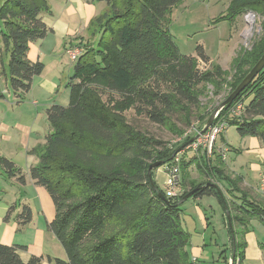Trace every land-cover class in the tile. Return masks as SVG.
<instances>
[{
	"label": "trees",
	"instance_id": "16d2710c",
	"mask_svg": "<svg viewBox=\"0 0 264 264\" xmlns=\"http://www.w3.org/2000/svg\"><path fill=\"white\" fill-rule=\"evenodd\" d=\"M105 1L109 9L90 25L92 28L97 22L102 26L100 36L94 45H84L74 62L67 84L69 103L53 104L46 110L50 129L45 143L33 150L39 161L30 176L54 201L56 216L48 227L67 253L66 259L49 260L55 264H194L190 234L182 224L178 202L199 187L195 198L214 195L229 209L236 253L232 263L226 262L243 264L249 218L256 216L264 224V202L250 200L238 187L240 178L225 174L219 164L208 163L211 174L202 164L211 160L198 156L194 158L198 168L208 177L217 173L227 178L238 196L228 198L219 185L204 180L176 200L162 197L152 185L148 169L154 161L173 162L179 148H169L163 140L137 129L124 111L139 102L140 110L157 123H170L172 114L179 113L185 125L191 126L192 109L200 108L209 84L214 85L215 95L224 91L225 83L232 92L262 57L264 23L252 47L233 59L229 78L228 71L211 61L203 46H198L197 56L180 52L169 24L172 8L184 0ZM248 11L264 16V0H233L230 18ZM44 13H51L50 0H0V57L2 64L4 57L8 59V73H4L19 98L31 90L34 78L44 70L43 62L28 57L32 42L50 31ZM199 60L211 61L210 67L200 69ZM152 80L166 81L167 91ZM111 93L123 95L125 101L113 105L110 97L104 98ZM4 96L0 87V98ZM248 96L251 100L246 103ZM239 101L244 102L243 113L231 115ZM212 112L199 116L203 119L200 128ZM216 120L236 124L241 136L257 137L264 144V68ZM0 165L9 176L18 174L19 181L25 182L14 161L0 154ZM188 166L181 160L183 172ZM17 219L20 230L31 222L32 210L27 204ZM25 248L0 243V264H40V256H32L28 262L22 259L20 252Z\"/></svg>",
	"mask_w": 264,
	"mask_h": 264
},
{
	"label": "rangeland",
	"instance_id": "374dc122",
	"mask_svg": "<svg viewBox=\"0 0 264 264\" xmlns=\"http://www.w3.org/2000/svg\"><path fill=\"white\" fill-rule=\"evenodd\" d=\"M68 1L69 0H54L53 5L56 7V9H61ZM79 1H84L90 4L91 7L92 5L96 7V15L93 19L109 9V6L105 0ZM74 2L78 4L77 1L74 0ZM232 2L233 0H184L172 8L170 13L171 21L169 24L173 39L175 40L182 54L197 56L198 46H203L211 61L220 64L224 70L228 71L229 78L233 72V59L241 51L248 50L252 47V44L261 33L264 23V16L254 11L253 13L252 11H248L242 16L240 15L235 17L234 20L231 19L230 8ZM252 15L253 18L251 19ZM76 19L79 21L73 23L74 27L82 24V20L80 18L77 17ZM105 20L106 19H103L102 23H104ZM91 29L92 35L90 33L89 36H91L90 38L95 37L94 39L97 41V38L101 34L102 26L97 22H93ZM96 41H93V43L89 45H94ZM62 53L67 56L66 59L72 61L69 58L67 52L63 50ZM211 61L205 62L203 60H199L200 69H208L210 67ZM69 66L70 65L68 64L67 67ZM3 71L8 73V59L6 57H4V66L2 65L0 57V87L5 93H8L11 91V84ZM66 73L68 75V68ZM67 75L64 78V83H62V85L60 84V87H58V92L56 95L63 92L69 93L67 84L70 80V76ZM151 82L155 86L160 85V88L163 89L164 92H166L168 89L166 81L158 83L152 80ZM224 87V91H222L219 95L214 94L215 87L213 84H209L206 87L205 94L201 96L200 108L198 109V107H195L192 109L191 126L185 125V122L183 121L185 118L182 120L179 113L172 114L170 123H157L153 121L143 110H140L141 105L139 102L126 107V110L124 111L129 123L134 125L140 131L157 139L163 140L168 144L169 148L176 147L180 149L183 146L185 147L183 149V153L181 154V159L190 166H188L185 172H183L181 169V195L185 191L190 190L192 185L203 182L206 178H208V175L198 168L197 162L194 160V158L198 156V153L193 149L192 146L191 148L188 146L198 139L199 133H201V131H198L203 129L200 128L202 127L201 122L203 119L200 121L199 116H201L203 113H207L208 111H214L220 105V103H222L232 93H229L230 88L227 83L224 84ZM59 90L61 91L60 93ZM104 98L107 100H112L113 105H115L116 102L125 101L123 95H118L115 93H111L109 96L106 94ZM250 100L251 96L245 97L246 103H248ZM221 110L216 112L214 122H216V119L219 118ZM231 115H233L232 110ZM222 121L227 123V127L225 128L224 132L219 135L218 140L220 142H228L225 145L231 147V151L229 152V163L235 168L234 171L236 173L242 174L248 180V190L244 188L242 191H244V193L248 194L249 196L248 191L254 188L255 190L258 189V194H260L263 199L264 192L262 191L261 193L259 186L262 183V178H264V153H261L258 151V149H252L254 148L253 139L255 137H243L239 134L236 124L228 125L226 120ZM204 126L205 124L203 127ZM178 129H180V131H178ZM189 137H191V139L193 137L196 138L193 142H190L191 139L187 141V138ZM179 139L183 140L180 142ZM175 144L176 146H174ZM262 145L264 148L263 143ZM216 148L217 147L215 144L214 150ZM199 151H203V149H200ZM171 163L172 162H164L153 168L154 183L158 190L162 193L165 192L166 183L169 180L168 172ZM208 163L210 164V162H203L202 164L211 172V168H209ZM215 174L218 175L217 173ZM218 178H220L219 175ZM221 180L229 190L236 193L234 188L235 186L231 185L227 181V178L223 176ZM238 187L242 188L240 185ZM3 188L8 189L7 199L14 202L20 191L17 194L16 188L14 186H9L4 180L0 179V189L4 190ZM223 192L226 193L224 190ZM236 195L238 196V194ZM19 197L20 196H17V198ZM248 198L250 200H254L252 196H249ZM219 201L221 200L217 196H204V198L201 200H198V198L192 196L181 204L182 224L190 234L189 252L191 253L194 264H227L226 261L221 258L220 254L224 242L229 241V232L227 230L229 229V227L227 228V225H229L227 215L228 210H225L223 204H220ZM204 216H207L209 218L208 220L212 221V223L209 225L210 228L208 229H205L206 224L204 223ZM252 220L255 222V226L256 224L260 225V220L258 217H250V223ZM204 236L206 238V244L204 246L205 249H203L202 255L198 258V246H202Z\"/></svg>",
	"mask_w": 264,
	"mask_h": 264
},
{
	"label": "crops",
	"instance_id": "0c3cea01",
	"mask_svg": "<svg viewBox=\"0 0 264 264\" xmlns=\"http://www.w3.org/2000/svg\"><path fill=\"white\" fill-rule=\"evenodd\" d=\"M75 1L78 2L79 0ZM53 3L54 0H51V13H45L42 16L50 28L49 33L44 38L32 42L28 51L30 60L44 63L43 72L34 78L31 90L21 98L17 97L12 90L6 92V95L2 88L5 96L0 98V154L14 161L25 178L24 183L20 182L18 174L9 176L0 165V179L9 186H14L17 194L20 191L17 195L20 197L17 198L16 196L13 202L7 199L8 189H0V243L26 246L20 252L22 259L28 262L32 256H40L42 257L40 264H55L48 257L66 259L67 253L57 236L48 227L56 216L54 201L48 190L44 186L36 184L30 176L31 168L39 161V155L33 150L45 143V137L50 129L46 110L53 104L67 105L69 103L70 93L63 92L56 95L58 87L64 83L67 68V76L70 78L74 71V62L66 59L67 56L62 51L66 52L70 46H84L96 41L95 37L90 38L91 36H89L90 33L92 35L90 25L96 15L94 5L91 7L84 1H79L76 4L74 0H69L63 8L56 9ZM77 17L82 20V24L74 27L73 23L79 21L76 19ZM68 64L69 67H67ZM2 65L4 66V63ZM226 143L228 142H220L217 139V148L210 157L203 151L198 152V157L209 158L211 160L210 166L215 167L219 164L224 169L225 174H230L232 178H240L238 185L242 187L241 190L244 188L248 190V180L242 174L236 173L235 168L228 161L231 147L225 145ZM226 147L228 152L223 156L222 150ZM253 147V150L258 149L264 153L263 145L257 137L253 139ZM218 175L214 174L205 180L213 181L219 185L221 189L226 191L228 198L236 195L237 193L234 194L222 183L223 176L218 178ZM259 189L261 190V184ZM248 192L255 201L264 202V197L262 199L258 194V189L255 190L254 188ZM202 198L204 196L199 197L198 200ZM25 204L32 210V220L20 230L17 215L22 211ZM12 206L14 208L10 218L5 221L4 218ZM204 219L205 229L210 228L209 225L212 221L208 220L207 216H204ZM259 224L255 226V222L252 220L251 226L249 225V230L245 235L246 247L243 264H264V224L262 222ZM229 226L227 225V228ZM227 230L229 241L224 242L220 256L224 261L227 259L229 263H232L234 252H236L235 241H233L235 237L232 236L229 229ZM205 242L204 236L202 246H198V258L205 249Z\"/></svg>",
	"mask_w": 264,
	"mask_h": 264
},
{
	"label": "built area",
	"instance_id": "2783aa9c",
	"mask_svg": "<svg viewBox=\"0 0 264 264\" xmlns=\"http://www.w3.org/2000/svg\"><path fill=\"white\" fill-rule=\"evenodd\" d=\"M84 47L80 45H74L67 49V54L69 58L75 62L79 56L83 53ZM244 102L240 101L237 103L233 109V115H241L244 111ZM227 127V123L225 121L214 122L205 132L199 133L198 139H196L191 145L188 147L193 149L198 153L200 149H203L204 154L210 157L214 153V145L220 134H222ZM199 130L198 132H200ZM180 142L183 139H179ZM183 146L174 154V160L169 167V180L166 183L165 187V196L168 199L176 200L181 196L182 192V179H181V154L183 153ZM228 152V148H224L222 150L223 156ZM261 190L264 192V180L261 183Z\"/></svg>",
	"mask_w": 264,
	"mask_h": 264
},
{
	"label": "water",
	"instance_id": "95a60500",
	"mask_svg": "<svg viewBox=\"0 0 264 264\" xmlns=\"http://www.w3.org/2000/svg\"><path fill=\"white\" fill-rule=\"evenodd\" d=\"M252 13H253V11H252ZM263 68H264V54L259 59V61L253 66V68L246 75V77L241 81V83L236 87V89H234V91H232V93L222 103H220V105L213 111V113L210 115L207 123L205 124V126L201 130V133L205 132L213 124L216 112L220 111L226 105L232 103L240 95V93L254 80V78L258 75L259 72H261V70ZM195 138L196 137H193L190 140V142H193ZM160 164H162V161H156V162L152 163L148 169V174H149V177L151 179V183L154 186V188L158 191V194L161 195L162 197L166 198L165 195L161 191L158 190V188L156 187V185L153 181V177H152L153 168L159 166ZM212 185H214V184L213 183H207L206 184V186H212ZM198 189H199V187H195L194 189L189 191L187 194H185L180 199V201L178 202V205L182 204L188 198L192 197ZM227 213H228L227 215H228L229 225H230V227H233L231 213L229 210ZM235 253L236 252H234V256H235Z\"/></svg>",
	"mask_w": 264,
	"mask_h": 264
},
{
	"label": "bare ground",
	"instance_id": "6f19581e",
	"mask_svg": "<svg viewBox=\"0 0 264 264\" xmlns=\"http://www.w3.org/2000/svg\"><path fill=\"white\" fill-rule=\"evenodd\" d=\"M251 16V15H250ZM253 18V15H252V17H251V19Z\"/></svg>",
	"mask_w": 264,
	"mask_h": 264
}]
</instances>
